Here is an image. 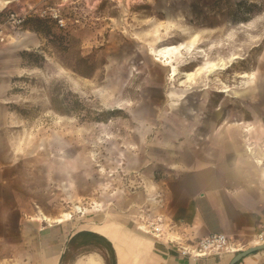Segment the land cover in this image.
I'll return each instance as SVG.
<instances>
[{"label": "rangeland", "instance_id": "rangeland-1", "mask_svg": "<svg viewBox=\"0 0 264 264\" xmlns=\"http://www.w3.org/2000/svg\"><path fill=\"white\" fill-rule=\"evenodd\" d=\"M0 32L11 143L44 211L128 215L120 196L173 177L213 131L240 144L237 121L264 150V0H0ZM163 64L198 88L169 101L182 88Z\"/></svg>", "mask_w": 264, "mask_h": 264}, {"label": "crops", "instance_id": "crops-1", "mask_svg": "<svg viewBox=\"0 0 264 264\" xmlns=\"http://www.w3.org/2000/svg\"><path fill=\"white\" fill-rule=\"evenodd\" d=\"M13 43L17 45L20 40ZM168 70V80L178 81L182 88L168 92L169 101L179 102L198 88L197 82L191 83L185 76L172 79L171 67ZM14 75L11 67L0 68V264H107L108 249L113 251L114 264L231 263L236 254L183 258L165 243L139 232L134 226L138 214L135 208L149 204L157 210V197L162 199L159 212L169 226H175L171 232L186 243L225 234L243 246V251L255 246L253 240L264 228V150L251 142L252 128L244 122L231 124L243 128L240 144L234 136L225 138L213 131L197 150L186 148L182 162L172 166L173 177L163 182H143L138 192L120 196L125 210L133 208L128 215L104 211L101 219L89 218L82 224L80 218H70L69 213L42 210L45 200H33L31 180H25L18 162L19 149L11 143L14 117L7 96ZM186 111L196 114L191 108ZM189 137L193 138L191 134ZM237 143L243 147L239 152L234 148ZM101 208L95 203L92 212ZM90 234L103 238L109 247ZM237 264H264V251L252 253Z\"/></svg>", "mask_w": 264, "mask_h": 264}, {"label": "built area", "instance_id": "built-area-1", "mask_svg": "<svg viewBox=\"0 0 264 264\" xmlns=\"http://www.w3.org/2000/svg\"><path fill=\"white\" fill-rule=\"evenodd\" d=\"M157 201H160V207L157 210L152 209L149 204L135 208L138 214L134 220V226L139 232L152 237L155 241L165 243L170 250L175 251L179 256L189 259H202L225 254L235 255L243 251V246L225 234H212L195 242L186 243L180 237L173 235L171 231L175 226H169L165 216L159 212L162 200L157 197ZM253 244L264 246V228L255 236Z\"/></svg>", "mask_w": 264, "mask_h": 264}, {"label": "bare ground", "instance_id": "bare-ground-1", "mask_svg": "<svg viewBox=\"0 0 264 264\" xmlns=\"http://www.w3.org/2000/svg\"><path fill=\"white\" fill-rule=\"evenodd\" d=\"M176 48L175 47H172V48H163L159 51V54L162 55V57H166L168 60H170V62H172L173 60V55L176 53ZM169 68V67H168ZM174 70V69H173ZM172 70V71H173ZM216 70H222V68H219L217 65H212L211 66V71L210 72H213V71H216ZM173 77L176 76V73L173 72ZM184 76L187 78L188 81H190L194 74L193 73H185ZM240 78L242 79H248L250 80L251 77L249 76V74L247 73H244L240 76ZM253 81V80H252ZM79 211H83L82 209H80L79 207H75L74 208V212H79ZM67 216V215H66ZM69 217L72 218V215L71 213H69ZM67 218V217H66ZM58 222H61V220H58Z\"/></svg>", "mask_w": 264, "mask_h": 264}, {"label": "water", "instance_id": "water-1", "mask_svg": "<svg viewBox=\"0 0 264 264\" xmlns=\"http://www.w3.org/2000/svg\"><path fill=\"white\" fill-rule=\"evenodd\" d=\"M257 251H264V246H254L251 248H248L244 251H241L239 253H237L234 258L232 259L230 264H237L238 262H240L243 258H245L246 256L255 253Z\"/></svg>", "mask_w": 264, "mask_h": 264}, {"label": "trees", "instance_id": "trees-1", "mask_svg": "<svg viewBox=\"0 0 264 264\" xmlns=\"http://www.w3.org/2000/svg\"><path fill=\"white\" fill-rule=\"evenodd\" d=\"M90 235L95 237L97 240H100V241L104 242L109 247V244L103 238H100L99 236H95V235H92V234H90ZM108 251L110 253V258H109V260H106V263L107 264H114L113 251H112V249H108Z\"/></svg>", "mask_w": 264, "mask_h": 264}]
</instances>
